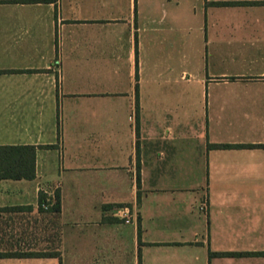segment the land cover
Listing matches in <instances>:
<instances>
[{
  "label": "crops",
  "instance_id": "crops-1",
  "mask_svg": "<svg viewBox=\"0 0 264 264\" xmlns=\"http://www.w3.org/2000/svg\"><path fill=\"white\" fill-rule=\"evenodd\" d=\"M0 145V264H264V0H0Z\"/></svg>",
  "mask_w": 264,
  "mask_h": 264
},
{
  "label": "trees",
  "instance_id": "trees-1",
  "mask_svg": "<svg viewBox=\"0 0 264 264\" xmlns=\"http://www.w3.org/2000/svg\"><path fill=\"white\" fill-rule=\"evenodd\" d=\"M30 1V0H27ZM213 147H248L250 144H210ZM48 147V146H45ZM35 153L36 147L29 145H0V179H33L35 177ZM51 211H59L60 196L58 192L54 197H48L43 192H39V208ZM263 253L264 252H260ZM55 253H31L28 255H53ZM222 255H233L240 253H218ZM11 255L9 253H0L1 256ZM13 255H26L24 253H14Z\"/></svg>",
  "mask_w": 264,
  "mask_h": 264
},
{
  "label": "built area",
  "instance_id": "built-area-1",
  "mask_svg": "<svg viewBox=\"0 0 264 264\" xmlns=\"http://www.w3.org/2000/svg\"><path fill=\"white\" fill-rule=\"evenodd\" d=\"M44 208L47 209V205H44ZM118 214L120 217L125 219V222H130L131 213L127 206H122L118 208Z\"/></svg>",
  "mask_w": 264,
  "mask_h": 264
}]
</instances>
